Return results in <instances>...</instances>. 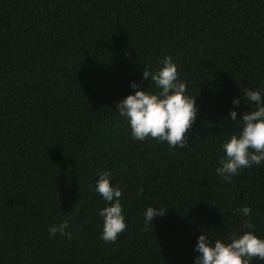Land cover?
Segmentation results:
<instances>
[{
    "label": "trees",
    "instance_id": "1",
    "mask_svg": "<svg viewBox=\"0 0 264 264\" xmlns=\"http://www.w3.org/2000/svg\"><path fill=\"white\" fill-rule=\"evenodd\" d=\"M169 56L198 106L185 148L134 139L115 108L132 82L158 94L143 71ZM245 90L264 95V0H0V264H194L202 234L264 239V164L216 174ZM105 171L128 225L114 243ZM150 206L166 215L145 229ZM64 221L71 239L51 236Z\"/></svg>",
    "mask_w": 264,
    "mask_h": 264
},
{
    "label": "clouds",
    "instance_id": "2",
    "mask_svg": "<svg viewBox=\"0 0 264 264\" xmlns=\"http://www.w3.org/2000/svg\"><path fill=\"white\" fill-rule=\"evenodd\" d=\"M162 64L163 67L156 73L150 72L147 66L143 71V79L151 77L152 83L160 89L158 94L143 90L142 85L132 82L133 89L141 90L128 95L115 108L121 117L128 120L134 139H155L160 143L167 142L170 148H185L189 144L187 133L197 119L196 98L185 94L187 85L181 82L172 57L165 58ZM243 96L255 105V109L245 111L240 117V131L222 145L225 156L220 158V166L216 169V174L228 182L242 169L264 164V95L259 90H245ZM240 103L241 98L233 101L235 106ZM230 117L233 122H237V111L232 110ZM110 176V172H101L95 191L110 204L100 211L104 221L101 239L114 243L127 230L128 225L120 200L122 191L113 187ZM140 193L143 194L142 188ZM251 211L249 206H244L236 209L233 214L238 212L248 217ZM157 215L166 214L160 208H147L144 213L145 229L153 225V218ZM244 227L250 229L254 225L251 220H247ZM67 228L68 222L64 221L50 226L49 232L53 237L59 233L71 239V233L65 232ZM195 250L199 255L196 256L194 264H250L253 259L264 260V239L253 232L245 231L240 236L234 233L230 242L217 239L213 245L209 237L202 234Z\"/></svg>",
    "mask_w": 264,
    "mask_h": 264
}]
</instances>
